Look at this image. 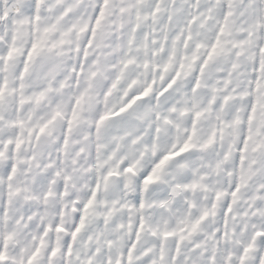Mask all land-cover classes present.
I'll use <instances>...</instances> for the list:
<instances>
[{"label":"snow or ice","instance_id":"snow-or-ice-1","mask_svg":"<svg viewBox=\"0 0 264 264\" xmlns=\"http://www.w3.org/2000/svg\"><path fill=\"white\" fill-rule=\"evenodd\" d=\"M0 264H264V0H0Z\"/></svg>","mask_w":264,"mask_h":264}]
</instances>
